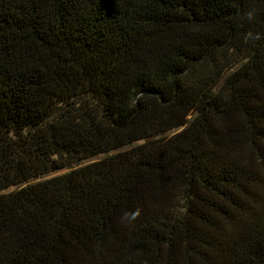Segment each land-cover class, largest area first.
Masks as SVG:
<instances>
[{"label": "trees", "instance_id": "1", "mask_svg": "<svg viewBox=\"0 0 264 264\" xmlns=\"http://www.w3.org/2000/svg\"><path fill=\"white\" fill-rule=\"evenodd\" d=\"M14 186L0 264H264V0H0Z\"/></svg>", "mask_w": 264, "mask_h": 264}, {"label": "clouds", "instance_id": "2", "mask_svg": "<svg viewBox=\"0 0 264 264\" xmlns=\"http://www.w3.org/2000/svg\"><path fill=\"white\" fill-rule=\"evenodd\" d=\"M246 17L248 20H252L254 17V10L252 11H248L246 13ZM247 38L250 40H255V39H259V34H253L251 32L247 33ZM139 215V209H136L134 211H124L122 213V215L120 216V222L122 224H129L133 221H135V219L137 218V216Z\"/></svg>", "mask_w": 264, "mask_h": 264}, {"label": "rangeland", "instance_id": "3", "mask_svg": "<svg viewBox=\"0 0 264 264\" xmlns=\"http://www.w3.org/2000/svg\"><path fill=\"white\" fill-rule=\"evenodd\" d=\"M138 143H139V142H138ZM127 148H128V147H125V148H123V149H119V150L112 151V152H110V153H108V154H103V155L97 156L94 160L101 159V158H103V157L106 156V155H110V154H115V153H117V152H121V151H123V150H125V149H127ZM87 162H89V161H87ZM63 172H65V171H60V172H58V173H56V174H60V173H63ZM56 174H53V175H56ZM51 176H52V175H51ZM16 189H17V187H15V186H14V187L7 188V189H4V190L0 191V195L9 194V193L15 191Z\"/></svg>", "mask_w": 264, "mask_h": 264}]
</instances>
